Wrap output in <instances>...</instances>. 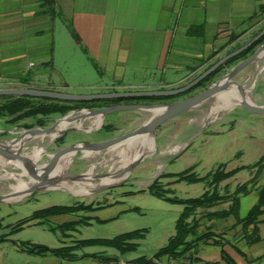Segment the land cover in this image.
<instances>
[{"label":"crops","instance_id":"obj_1","mask_svg":"<svg viewBox=\"0 0 264 264\" xmlns=\"http://www.w3.org/2000/svg\"><path fill=\"white\" fill-rule=\"evenodd\" d=\"M59 14L70 19L86 47V53L100 65L102 78L110 77V83L100 87L102 90L140 87L165 90L166 87L154 81L158 72L165 75L170 70L187 72L166 86L179 85L206 65L202 64L204 59L220 57L249 39L264 22V0H0V82L6 87L40 86L60 91L61 87L50 79L43 84L40 83L41 77L30 76L36 61L49 66L55 59L56 19ZM63 85L67 84L64 82ZM118 115L111 114L105 119L113 124L120 118ZM190 141L192 138L180 141L183 146L179 156ZM172 148H166V151ZM222 164L226 172L240 168H232L230 162ZM189 169L194 171L195 167ZM244 171L249 172V178L236 189L246 183L249 186L247 191L237 196L239 205L236 212L227 213L233 207V197L210 209H199L192 218L198 221V227L188 238L189 242H195L193 248L178 259L168 256L155 258L154 255L149 264H264V205L254 222H246L264 194V168L254 183L252 179L256 169H243L224 180L218 191L221 196H225V191L234 196L236 189L229 182ZM206 191L208 188L204 193ZM97 201L94 199L87 204L92 209L69 213L83 216L82 219L62 214L42 220L54 219L61 227L76 223V226L67 228L74 232L79 231L82 225L105 223L119 218L122 213L137 211L122 206L123 201L112 205ZM117 207L119 210L111 212ZM208 233V238L198 240ZM89 239H76L74 244L63 247ZM82 249L74 251L76 259L63 258L51 252L38 254L15 250L14 260H3L0 264H133L131 262L137 259L127 260L118 250L108 247L99 252L78 253ZM210 249H216L215 254L201 256ZM18 256L25 258L16 260Z\"/></svg>","mask_w":264,"mask_h":264},{"label":"rangeland","instance_id":"obj_2","mask_svg":"<svg viewBox=\"0 0 264 264\" xmlns=\"http://www.w3.org/2000/svg\"><path fill=\"white\" fill-rule=\"evenodd\" d=\"M62 16L63 15L59 14L56 19L57 34L54 61L51 62L49 66H45L41 62L36 61V66L31 69L30 76L41 77L42 81H40V83L43 84L46 79H50L55 85L61 87L59 92L77 95L155 91L143 87L102 90L100 87L110 83V81H108L110 77L105 76L102 78V69L97 60L84 51L86 47L76 40L69 28V26H71L72 30L77 33L72 22L70 19L62 18ZM263 29L264 22L254 31L249 39L225 51L220 57L204 59L202 64L203 66L204 64L206 65L200 69L197 74H194L179 85L171 87L166 86L184 77L187 72L181 71L179 73H174L170 70L166 75L158 72V74L154 76V81L166 87L164 88L165 90L182 88L222 58L249 43ZM66 39L67 41L65 42ZM262 44H264V42ZM261 45H258L247 57L252 55ZM243 60L244 59H241L229 66H225L213 82L185 96H193L207 89ZM263 65L264 56H260L253 63L244 68L235 79L245 87V92L251 88V90H249L252 93V100L250 102L261 106H264V74L259 75L258 68L259 66L264 67ZM251 78L253 81H249ZM254 79H256V81H254ZM64 82L67 84L66 86L63 85ZM127 82L128 81L125 83ZM142 82L143 81H140L139 83ZM4 87H6V84L0 82V89L19 88L20 86ZM23 87L30 88L27 86ZM35 88L43 90L51 89V91H55L53 88H44L40 86ZM215 98L216 97H213L209 101ZM176 100H182V98L179 99L178 97L173 100L161 98L159 101L155 102L144 101L129 104L167 105ZM4 101L5 99L0 97V104ZM116 101H118V99L82 101L78 102L77 105L95 106H89L92 109L101 108L99 105L104 107L115 105ZM209 101L161 125L152 135L154 145L151 148L150 154H146V158L134 168L130 175L120 178L117 183H114L110 189L104 192L95 193V189L89 195H81L73 193L70 190L57 188V185L62 183V181L75 178V176H82L81 178H76L77 181H89L90 163L86 161L84 152H77L66 172L62 171L55 175L60 180L54 188L28 194L18 201L7 200L5 202H0V262L3 260H14L12 257L13 252L15 254V250L18 252H21V249L27 250L26 247H28V245H45L50 248H59L74 244L76 239L99 237L113 238L126 232L141 229H146L148 231L146 238L139 242L140 244L137 250L121 254V256L125 259L128 258L127 260L141 257L152 260V257L158 252L160 247H163L167 243L168 238L175 234L176 221L184 207L181 204L172 203L153 195L149 188L156 180H159V184L164 191H172L168 194L169 197H177L180 199L198 198L209 188L207 185L208 183H178L175 174L182 173L189 170V168L195 167L194 171L192 169V173L198 177H204L215 172L223 162H230L232 168L248 167L253 166L264 157V115L251 112L243 108L240 104L222 109L214 117L207 118L206 114L209 112ZM97 105L99 107H96ZM144 112H116L113 114H119L118 116H120V118L113 124L107 119H104L98 126L92 129L88 128L87 124L91 119L83 121L82 126L78 127L81 128V130H75L64 136H58L54 144L46 150V153L37 164L39 166L50 164L54 156L64 147L83 142L104 141L130 133L138 126L142 125V122L146 118L148 119L150 117L151 111ZM69 113H71V111L66 114ZM62 116L63 115H54L45 118L43 126L38 124L37 119L33 117L17 123H12L11 117L0 116V141L6 146L9 141L19 138L23 131L34 128L48 129ZM80 123L82 122L74 123L72 126H78ZM190 138H192V141H190L191 143H188L185 152L179 156L178 154L182 151V144H179L180 141L185 142ZM50 142L45 143V147ZM166 148L172 149L166 151ZM0 158L1 160H6L2 157ZM107 162L109 163V167H112L114 164V161L111 162V160ZM25 170L26 169L16 167L12 164H7L6 167H0V196H8L7 194L11 193L10 186L17 182L14 177L22 178L25 181L30 180V177L25 176L23 173ZM95 172L98 178L101 175L109 174L111 171L107 168L102 169L98 167ZM255 172H257V170ZM8 173H15L14 177ZM248 178L249 172L244 171L232 178L229 183L235 190L239 184L244 183ZM257 178L258 175L256 177L255 174L252 182H255ZM209 190L212 191V188H209ZM223 193L226 196L225 199L233 197L232 193L229 191ZM94 199H98L97 202L103 204L108 202L106 205H112L117 201H123L122 206L125 208L137 209V211L132 210L122 213L121 215L119 212L120 216L117 219L105 223L94 222L92 225H82L79 231L74 232H69L67 227L63 228L59 226V222L54 219L50 221L35 219L23 225L20 229L13 231L20 222L41 209L54 205H87ZM114 210H119V208H113L111 212ZM64 216L74 217V219L77 217L78 220L83 218V216L79 217L77 214H65ZM64 221L67 220L64 219ZM105 248L106 247L102 246H88L78 253L85 251L99 252ZM215 252L216 249H210L201 256H212ZM22 258L25 257L18 256L16 260Z\"/></svg>","mask_w":264,"mask_h":264},{"label":"water","instance_id":"obj_3","mask_svg":"<svg viewBox=\"0 0 264 264\" xmlns=\"http://www.w3.org/2000/svg\"><path fill=\"white\" fill-rule=\"evenodd\" d=\"M264 37V29L255 36L249 43L242 46L241 48L235 50L234 52L228 54L216 64L211 66L205 72H203L200 76L194 79L192 82L187 84L186 86L175 89V90H155V91H147V92H115V93H103V94H93V95H77L64 93L59 91H51V90H42L36 88H9V89H0V96H16V97H32V98H48L52 100H61L68 102H82V101H97V100H109V99H127V98H159V97H174L181 95L183 93L188 92L195 86H197L200 82H202L205 78L211 75L213 72L218 70L221 66H224L229 60L234 57L239 56L241 53L248 50L252 47L256 42H258L261 38ZM264 51V44H262L252 55L245 58L243 61L238 63L234 68L230 70L223 77L218 79L215 83L209 86L207 89L190 96L188 98L175 101L173 103L167 105L160 104H115L107 107L101 108H78L76 110L71 111L69 114H65L60 117L56 123L48 128H34L25 130L19 138H15L9 141L10 144H13L15 141L22 140L27 136H33L37 134H50L56 130L62 121L66 120L67 124H74L77 122L88 121L90 119L101 117L104 120L107 116L121 111H150V110H160L162 111L149 120L148 122L138 126L134 131L111 138L104 141L98 142H83L73 144L67 147H64L61 151H59L53 158L52 162L46 166H39L37 162L27 158L22 154V145L21 148L14 151L10 146H5L2 141H0V157L8 160V161H21L25 163L27 168L29 169L31 178L35 181V184L28 190V194H32L35 192L44 191L47 189H52L55 185L58 184L59 178L55 176L54 169L58 167L60 168V161L64 159L67 155L77 152L84 153H98L106 151L110 148H113L121 143L130 141L137 137L143 135H153L156 130L166 123L167 121L199 106L200 104L209 101L213 97H217L220 94H223L229 91L231 88L236 87L243 98V102L241 106L251 112L256 114L264 115V106L254 104L246 99L245 87L238 82L236 79L237 75L248 65L253 63L260 54ZM81 130L76 126H68L57 133V136L45 147L48 150L52 144H54L56 138L58 136H64L69 132ZM90 131V130H87ZM146 155L138 156L131 164L125 167L123 170L115 174L116 178H122L124 176L130 175V173L136 168L144 159ZM59 171V170H58ZM57 175V174H56ZM110 176L109 174L101 175L98 178H106ZM82 176H77L76 178H81ZM114 184H106L97 188L95 193H101L108 189H110ZM14 196V195H13ZM8 196H0V202L7 201Z\"/></svg>","mask_w":264,"mask_h":264},{"label":"trees","instance_id":"obj_4","mask_svg":"<svg viewBox=\"0 0 264 264\" xmlns=\"http://www.w3.org/2000/svg\"><path fill=\"white\" fill-rule=\"evenodd\" d=\"M72 34L76 38L78 42H81L77 33L72 30L71 26H69ZM264 42V37L261 38L258 42H256L252 47H250L245 52L241 53L239 56L234 57L233 59L229 60L224 66H221L218 70L213 72L207 78H205L202 82H200L197 86L192 88L186 93H183L178 96L174 97H159V98H128L125 99H118L115 104H121L123 102H142V101H159V99L167 98L173 100L178 97H182L187 95L198 88L206 87L209 83L213 82L217 75L223 70L225 66H229L232 63L239 61L241 59H245L248 54L252 53L258 45H261ZM87 52L86 49H84ZM210 68V67H209ZM5 99L3 103L0 104V116L11 117L12 123L20 122L27 118H35L37 119V123L44 125L45 118H49L54 115H64L72 110H76L78 108H90L95 107L92 105H77L78 102H68V101H61V100H52L48 98H32V97H16V96H0ZM100 107H104L99 105ZM98 105L96 107H99ZM264 168V157L260 159L259 162L254 164L253 166L248 167H240L230 172H225L224 165H220L218 169L210 173L204 177H198L194 173H192V169L184 171L179 174H175L177 177L178 182L186 181L191 184L205 182L208 183V187L212 188V191H206L202 196L198 198H190V199H180L177 197H169L172 191L170 190H163L161 185L159 184V180H156L149 188L150 192L155 195L156 197L162 198L166 201L181 204L184 206L183 211L181 212L175 226V234L170 237L167 244L161 247L158 252L155 254V258H161L164 256H168L172 259H178L183 257L188 251L193 248V242H189L188 238L190 235L194 234L197 227L198 221H194L192 219L196 212L199 209H210L214 205L218 204L219 202L225 200L226 196H221L218 188L220 184L226 180L234 176L236 173L243 169H256V177L257 175L263 170ZM209 179V181H208ZM254 183V182H252ZM251 184V182H250ZM249 183L243 184L239 186L236 191L234 192V204L231 208L230 212L233 213L237 211L239 201L237 196L245 191H247ZM264 205V194H262L260 198V202L251 210L250 214L246 218L247 223L254 222L257 217L261 213V209ZM91 205H72V206H51L39 211H36L32 216L23 220L18 224L14 229H20L23 225L32 222L35 219H46L50 216L54 215H62V214H69V213H77L80 211H86L92 209ZM227 213H223L224 215ZM76 223L68 224L62 226L63 228L67 227H74ZM148 231L146 229L135 230L131 232H126L120 235H117L113 238H97V239H89V240H82L77 242L74 246L69 247H61L57 249H52L44 245H30L26 247L27 250L38 253L44 254L47 252L54 253L57 256L68 258V259H76L77 255L74 253L79 248H84L88 246H102L108 247L118 250L121 254H125L131 251L137 250L139 246V242L143 240ZM210 236V234H204L203 236L199 237L198 240L206 239ZM197 241V239H196ZM110 261V260H107ZM131 263L133 264H149L150 260L146 259L145 257L138 258Z\"/></svg>","mask_w":264,"mask_h":264},{"label":"bare ground","instance_id":"obj_5","mask_svg":"<svg viewBox=\"0 0 264 264\" xmlns=\"http://www.w3.org/2000/svg\"><path fill=\"white\" fill-rule=\"evenodd\" d=\"M260 56L261 57L264 56V51L260 54ZM258 72L259 75L264 74V67L259 66ZM249 81H253V79L251 78ZM254 81H256V79H254ZM249 90H251V88ZM249 90L246 91L247 101L252 100V93ZM242 102H243V98L241 97L237 88L233 87L229 91L209 101V112L206 114L207 115L206 117L212 118L220 110L231 106L240 105L242 104ZM150 111H151L150 117L148 119L146 118L142 122V124L148 122L149 120L157 116L162 111V109L150 110ZM102 121L103 120L101 119V117L93 118L87 123L88 128L92 129L98 126ZM82 124L83 122L78 124V126L76 127H80L82 126ZM72 125L73 124H67V121L64 120L61 122V124L58 127H56V130L50 134L41 133L33 136H27L22 140L15 141L13 144L7 143L6 146H10L12 150L16 151L19 148H21L24 143L22 147V154L27 158L33 160L34 162H38L46 153L44 144L53 140L57 136V133L60 130ZM153 145H154V139L152 135H143L135 139H132L130 141L121 143L113 148L106 150L105 152L103 151L98 153H85L84 156L86 157V161L90 163L89 177L87 176L89 181H77L76 179L71 178L69 180L62 181V183L57 185V188L63 190H70L76 194L89 195L95 189L100 188L103 185L117 183L120 178H116L115 174L123 170L129 164H131L138 156L150 154ZM74 155L75 153H72L64 157V159L60 161V168L58 169V167H56V169H54L52 173L56 175L59 174V172L61 173L62 171L66 172L68 166L71 165L72 159H74L73 158ZM108 160H111V162L114 161L112 167L108 166L109 164L107 162ZM7 164L9 165L12 164L16 167L26 169L25 171H23V173L25 174V176L30 177L29 181H25L22 178L14 177L15 173H8L12 177H14L17 180V182L16 184L10 186L11 193L7 194L8 195L7 200L8 201L21 200L28 195V190L32 188V186L35 184V181L31 178L29 169L27 168L25 163L21 161L10 162L3 159L1 160L0 158V167H6ZM98 167H101L102 169H106V168L110 169L112 173L110 172V176L106 178L98 179L97 174L95 172L96 168Z\"/></svg>","mask_w":264,"mask_h":264},{"label":"flooded vegetation","instance_id":"obj_6","mask_svg":"<svg viewBox=\"0 0 264 264\" xmlns=\"http://www.w3.org/2000/svg\"><path fill=\"white\" fill-rule=\"evenodd\" d=\"M188 95V94H187ZM185 96V95H184ZM184 96H182V97H179V99H185V98H188V97H184ZM190 97V96H189ZM176 101H179V100H176ZM142 102H144V101H142ZM151 102H153V101H151ZM155 102V101H154ZM175 102V101H174ZM124 104H129L130 102H123ZM123 103H121V104H123ZM173 103V102H172Z\"/></svg>","mask_w":264,"mask_h":264}]
</instances>
